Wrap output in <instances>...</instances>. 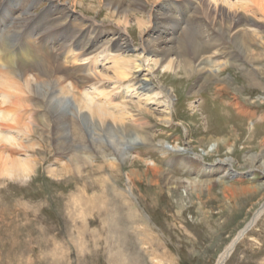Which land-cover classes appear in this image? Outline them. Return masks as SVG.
<instances>
[{"label":"rangeland","instance_id":"1","mask_svg":"<svg viewBox=\"0 0 264 264\" xmlns=\"http://www.w3.org/2000/svg\"><path fill=\"white\" fill-rule=\"evenodd\" d=\"M0 1V11L7 14L8 23L12 18L15 22V14L9 11L18 5L17 9H21L22 0ZM106 1L88 0L82 8L74 6L73 0H37L31 11L39 17L52 12L53 6L75 10L86 18V25L92 18L97 19L103 34L101 41H107L121 28L115 22L102 20L108 14ZM140 1V10L130 14L133 30L127 34L131 38L138 33L137 18H146L155 0ZM97 6L100 7L95 11ZM238 9L250 18L258 16ZM53 12L56 17L58 13ZM48 22L46 29L50 25L56 28L49 18ZM68 22L71 20L66 25ZM8 23L0 25V69L7 74L1 75L2 88L6 87L3 83L9 82L10 72L18 78L13 66L15 53L29 46L25 33H15L11 29L13 23ZM59 29L48 35L39 31L31 42L44 64H49L50 55L56 54L71 73L59 75L76 84L77 62L70 56L66 58L64 52L70 47L77 52L79 39L61 48V39L68 35L60 37ZM261 31L264 36V28ZM227 47L228 51L237 52L234 44L228 43ZM177 55L171 59L176 60ZM159 58L154 56L160 63ZM3 62L6 68L1 65ZM159 68L154 81L170 89L175 116L166 125L155 114H146L150 144L128 142V135L111 127L108 118V124L101 125L84 117V113L75 116L76 106L70 94L73 103L67 104L65 124L61 128L52 125V129L35 130L30 140L41 146L30 153L21 150V156L14 155L21 159L30 154L35 173L23 180L0 175V264L217 263L264 203V171L251 166L256 162L252 164L250 160L253 154L264 158V73L249 67L252 75L248 79L243 71L229 68L219 79L208 81L198 69L185 73L181 68L174 76ZM222 85L226 90L216 92L215 87ZM43 88L40 86L45 92ZM222 108L232 114L231 123L222 124L217 118ZM215 140H220L217 152L204 155L202 147L207 148ZM177 142L180 149L175 150L172 145ZM181 157L190 162L187 172L179 165ZM228 157L235 159L232 168L239 175L213 181L228 166L221 165L220 159ZM148 159L155 161L161 172L151 170ZM63 165L69 169L74 166L71 173H61ZM213 168L217 170L208 171ZM185 178L212 181V194L206 188L198 192L184 187L172 189L174 181ZM226 187L232 190L226 191ZM129 204L137 211L136 218L129 217ZM225 264H264V212Z\"/></svg>","mask_w":264,"mask_h":264},{"label":"bare ground","instance_id":"2","mask_svg":"<svg viewBox=\"0 0 264 264\" xmlns=\"http://www.w3.org/2000/svg\"><path fill=\"white\" fill-rule=\"evenodd\" d=\"M36 1L22 0L20 10L17 9L19 5L14 6L9 12L15 14V22L12 18L13 22L10 20L8 23L7 14L0 11L1 14L3 13L0 25L4 22L13 23L10 28L15 33L24 32L25 41L29 43L28 48L19 49L15 53V62L12 65L16 69L18 78L14 76L13 72H10L12 75L9 76L10 80L7 79L9 82L2 84V86H6L3 87L4 90L0 89L1 176L22 178L21 180H23L30 178L35 173L33 164L31 166L33 160L30 154L21 159L16 156L17 159H15L14 155H20L21 150L35 151L37 147L41 146V143H32L30 140L35 130L50 129L52 125L61 128L62 123L65 124L66 110L69 108L67 104L73 103L71 96L76 106L75 116H81L84 113L86 114L84 117L91 119L94 123L98 121L101 125H107L108 118L111 120V127H118L128 135L126 137L128 142L150 144L152 139L147 133L149 124L144 119L146 114H155L166 125L170 124L175 116L172 105L173 95L170 89L161 84H155L157 66L166 73H173L174 76L181 68L185 70V73L198 69L199 72L206 75L208 81L219 79L220 74L229 68L243 71L242 75L248 79L252 75L249 67L252 68V71L264 73V36L261 34V29L264 28V0H188L187 2L184 0H168L170 2L155 0L147 10V17L137 18L138 33L136 32V36H132V38L127 34L128 30H133V27L130 26V14L132 11L140 10L141 1L107 0L104 5L108 14L102 20L115 22L121 28L110 37L112 39L107 41H101L103 34L100 32L101 28L99 29L100 24L97 19L92 18L91 23L86 25V18L75 13V10L56 6H53L52 12L36 17L31 11ZM86 1L88 0H73V5L84 8ZM1 3L2 1H0V8ZM90 4L92 3L90 2ZM99 7L97 6L95 11ZM238 8L258 16L250 18L246 13L240 12ZM53 11L58 13L56 17H54ZM182 15H185L186 19L180 18ZM48 18L56 28L50 25L49 29H46L49 23ZM69 19L71 23L68 22L69 24L66 25ZM186 20L188 21L186 22ZM30 21H34V24ZM57 28H61V30L59 29L62 34L60 37L68 35V38H60L61 48L67 47V44L71 45L75 43L76 39H79L75 45L77 52L73 51L72 47L67 52L63 51L66 58L70 56L74 59L72 61L77 62L78 81H75L76 84L69 81L68 77L59 75L63 72L70 75L71 73L56 54L50 55L49 64H44L35 54L37 50L35 44L32 45L33 42H31V39L34 38L33 35L39 31L43 32V35H48L47 33ZM133 42H136V47ZM228 43L234 44L237 52L228 51L230 49L227 47ZM175 46L179 50H176ZM257 47L262 51L257 50ZM176 53H178L176 60L171 59V56ZM154 56H161L160 63L154 59ZM222 56L225 58L223 59ZM5 60L7 61V59ZM3 64L4 62L1 63V65ZM6 65L4 64L5 68ZM7 70L9 69L7 68ZM109 71L113 75H110ZM5 74L0 69L1 80V75L5 76ZM72 81H74L73 78ZM42 85L45 92L40 90ZM225 90V85L215 87L216 92ZM215 108L218 109L216 106ZM222 110L218 111L219 114L217 113L220 115L217 116L219 121L221 123L223 121L225 124L229 121L231 123L234 120L232 114L228 110L226 112L223 108ZM223 113L225 115H222ZM252 131L255 132L254 128ZM220 140L211 142L207 148H203L201 145L198 147H202L204 155H212L217 152ZM178 142L172 145L173 149H180ZM228 151H232L231 147L228 148ZM179 160L180 167L187 172L190 162L186 160V157H181ZM250 160L252 164L259 163L257 166H251L264 171L263 157L260 158L258 154H253L250 156ZM146 163L154 172H161L162 169L155 161L148 159ZM220 164H228V166L222 175L214 178L213 181L222 182L223 177L239 175V172H235L232 168V165L235 164L234 158L220 159ZM72 167L69 169V166L68 168L64 166V171L61 173H71ZM215 170L217 169L213 168L208 171L214 172ZM78 171L80 172V169ZM206 182L199 181L197 178H185L174 181L172 189L184 187L198 192L202 188H206L210 195L214 185H212V181ZM225 190L232 189L226 187ZM245 190L249 191V189ZM129 206V217L136 218L137 211L131 204ZM263 212V208L257 210L251 219L254 225ZM242 231L238 233L233 242L240 237ZM233 242L226 247L216 264L223 262L225 264L235 249Z\"/></svg>","mask_w":264,"mask_h":264},{"label":"water","instance_id":"3","mask_svg":"<svg viewBox=\"0 0 264 264\" xmlns=\"http://www.w3.org/2000/svg\"><path fill=\"white\" fill-rule=\"evenodd\" d=\"M264 209V203L262 204V206L260 207V209ZM259 210V209H258ZM254 216H255V214H254ZM253 216V217H254ZM254 226V223H253V220L243 229V231H242V233H241V235H240V237L239 238H241V237H243L244 235H246L247 234V232L252 228ZM239 238L238 239H236L234 242H233V247L235 248L236 247V245L239 243ZM224 263V262H223ZM222 263V264H223Z\"/></svg>","mask_w":264,"mask_h":264}]
</instances>
